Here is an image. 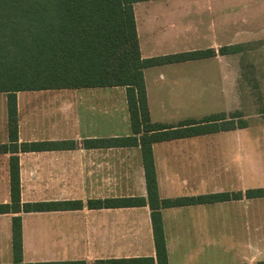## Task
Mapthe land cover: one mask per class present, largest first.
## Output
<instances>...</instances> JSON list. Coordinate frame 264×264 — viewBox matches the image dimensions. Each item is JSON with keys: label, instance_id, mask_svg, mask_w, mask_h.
<instances>
[{"label": "crops", "instance_id": "0c3cea01", "mask_svg": "<svg viewBox=\"0 0 264 264\" xmlns=\"http://www.w3.org/2000/svg\"><path fill=\"white\" fill-rule=\"evenodd\" d=\"M142 59L212 50L209 58L142 70L152 124L176 129L224 114L233 129L151 144L160 200L264 189V127L236 126L243 58L264 41V0H146L133 5ZM243 51L220 54L224 47ZM252 67V66H250ZM255 66L253 65V69ZM17 142L0 93V205H11V160L18 162L20 208L81 203L77 209L0 214V264H13L12 218L21 219V264L151 259L146 205L89 207L91 201L147 200L141 144L130 124L126 88L87 87L15 94ZM264 122V121H262ZM136 138L127 147L93 141ZM50 143L53 147L23 150ZM91 145V144H90ZM14 147L13 149L11 147ZM167 264H264V197L159 210Z\"/></svg>", "mask_w": 264, "mask_h": 264}, {"label": "trees", "instance_id": "16d2710c", "mask_svg": "<svg viewBox=\"0 0 264 264\" xmlns=\"http://www.w3.org/2000/svg\"><path fill=\"white\" fill-rule=\"evenodd\" d=\"M146 0H0V93L8 95L7 129L11 143L17 142V109L15 94L19 91L113 87L126 88L131 128L142 134L139 141L147 200L143 198L91 201L89 207H131L146 205L153 211L151 221L157 264H167L165 240L159 210L180 206L211 204L243 198H262L264 189L244 193L208 194L160 200L157 193L151 144L202 133L234 128L232 117L211 116L200 123H188L176 129L152 124L146 101L142 70L166 63H179L209 58L212 50L195 51L158 59H142L139 51L133 5ZM243 51L242 46L224 47L219 53ZM240 117L238 128L246 123ZM91 144V145H90ZM86 146L127 147L136 138H114ZM41 143L22 146L23 150L53 147ZM14 148L13 146L11 147ZM0 146V152L6 151ZM12 204L0 205V214L13 211L48 212L77 209L81 203H33L20 208L19 168L15 159L10 164ZM13 264L22 262L21 219L12 218ZM38 264H85L84 262ZM95 264H153L151 259L97 261ZM262 264V263H259Z\"/></svg>", "mask_w": 264, "mask_h": 264}, {"label": "rangeland", "instance_id": "374dc122", "mask_svg": "<svg viewBox=\"0 0 264 264\" xmlns=\"http://www.w3.org/2000/svg\"><path fill=\"white\" fill-rule=\"evenodd\" d=\"M248 51H253L251 59L243 58V91L240 111L241 119L245 121L250 130L264 127V41L248 46ZM253 65L255 68L253 69ZM252 66V67H250ZM226 119L229 117L226 116ZM240 117L236 119L238 123Z\"/></svg>", "mask_w": 264, "mask_h": 264}]
</instances>
